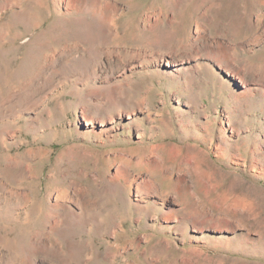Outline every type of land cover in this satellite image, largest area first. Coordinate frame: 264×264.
<instances>
[{"label": "rangeland", "instance_id": "374dc122", "mask_svg": "<svg viewBox=\"0 0 264 264\" xmlns=\"http://www.w3.org/2000/svg\"><path fill=\"white\" fill-rule=\"evenodd\" d=\"M0 264H264V0H0Z\"/></svg>", "mask_w": 264, "mask_h": 264}, {"label": "bare ground", "instance_id": "6f19581e", "mask_svg": "<svg viewBox=\"0 0 264 264\" xmlns=\"http://www.w3.org/2000/svg\"><path fill=\"white\" fill-rule=\"evenodd\" d=\"M74 1H75V0H74ZM74 6H75V5H74ZM95 24H96V23H95ZM99 24H100V23H99ZM105 25H106V24H105ZM86 26H87V25H86ZM95 26H96V25H95ZM98 26H99V25H98ZM99 27H100V26H99ZM87 28H88V27H87ZM92 28H93V27H92ZM95 28H96V27H95ZM100 28H102V24H101V27H100ZM100 28H99V29H100ZM83 29H84V28H83ZM89 29H90V28H89ZM93 30H94V29H93ZM90 31H91V30H90ZM97 31H98V28H97ZM97 31H96V32H97ZM99 32H100V31H99ZM98 34H99V33H98ZM100 34H102V33H100ZM76 35H77V34H76ZM86 36H87V35H86ZM86 36H85V37H86ZM89 36H90V33H89ZM89 36H88V37H89ZM85 37H84V38H85ZM90 37H91V36H90ZM81 38H82V37H81ZM92 38H93V35H92ZM5 39H6V38H5ZM79 39H80V37H79ZM86 39H87V38H86ZM97 39H98V38H97ZM82 40H84V39H82ZM87 41H88V40H87ZM94 42H95V41H94ZM3 45H4V44H3ZM90 45H91V44H90ZM92 46H93V45H92ZM72 48H73V47H72ZM76 48H77V47H76ZM4 50H5V49H4ZM89 52H90V51H89ZM5 54H6V53H5ZM5 54H4V55H5ZM33 54H34V53H33ZM1 55H3V54H1ZM71 55H72V54H71ZM90 57H91V56H90ZM94 57H95V56H94ZM53 58H54V57H53ZM95 58H96V57H95ZM31 59H32V55L30 54V55L28 56V60L30 61ZM66 60H67V58H66ZM88 75H89V74H88ZM85 77H86V76H85ZM85 77H84V78H85ZM100 78H101V77H100ZM38 104H39V103H38ZM85 116H86V115H85ZM85 116H84V114H83V120L85 121V124L88 125V126H93V123H94V122L91 121V120H89L88 117L86 118ZM100 126H101V128H103V129L106 130V125L101 124Z\"/></svg>", "mask_w": 264, "mask_h": 264}]
</instances>
